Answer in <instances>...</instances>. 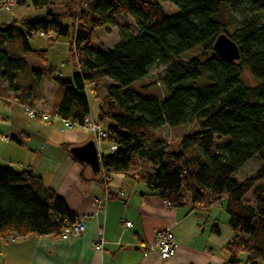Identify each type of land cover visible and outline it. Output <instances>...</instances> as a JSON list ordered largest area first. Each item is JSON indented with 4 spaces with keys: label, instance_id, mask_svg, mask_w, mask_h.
Here are the masks:
<instances>
[{
    "label": "trees",
    "instance_id": "obj_1",
    "mask_svg": "<svg viewBox=\"0 0 264 264\" xmlns=\"http://www.w3.org/2000/svg\"><path fill=\"white\" fill-rule=\"evenodd\" d=\"M70 3L31 0L42 15L0 26V81L15 89L28 69L27 55L46 61L45 50L30 47L36 34L69 39L77 64L70 79L54 77L50 69L32 74L36 81L46 74L61 91L55 114L79 122L90 112L85 86L112 83L104 96L95 97L97 120L118 145L113 154L101 156L99 181L101 172L126 174L138 158L151 165L141 176L146 188L172 209L203 205L209 210L224 198L233 233L225 264H264V0H90L74 16L68 14ZM163 3L176 13L166 16ZM129 16L137 34L120 30L112 50H90L97 29ZM221 34L238 47V61L225 63L214 53ZM192 50L199 54L181 59ZM155 62L171 63L161 78V100L145 98L132 86ZM244 70L252 85L244 83ZM191 121L198 128L181 136L177 151L156 132ZM218 139L226 140L219 149ZM253 158L260 166L238 182L235 174ZM36 181L28 170L0 168V239L57 237L66 222L77 219L53 192L40 197L33 189Z\"/></svg>",
    "mask_w": 264,
    "mask_h": 264
},
{
    "label": "crops",
    "instance_id": "obj_2",
    "mask_svg": "<svg viewBox=\"0 0 264 264\" xmlns=\"http://www.w3.org/2000/svg\"><path fill=\"white\" fill-rule=\"evenodd\" d=\"M38 16L29 8L16 9L10 17L0 16V26ZM48 41L54 43L57 39ZM57 43L64 46V42ZM40 62L18 76L15 89L0 81V168L17 173L28 169L37 180L34 191L42 198L49 192L61 198L77 219L84 220L85 232L70 241H61L58 236L12 234L0 239V264H225V248L233 236L228 242L221 240L218 225L229 223L224 198L209 210L200 205L172 209L148 191L141 176L151 172V165L138 158L126 174L111 173L105 186L96 169L74 161L70 154L71 149L92 142L90 134L82 139L57 121L30 119L23 112L27 105L55 114L61 99V91L46 74L36 81L32 71L45 73L50 69L54 77L64 78L69 74V65L57 69L49 65L47 56L45 62ZM75 73L76 70L65 79ZM105 194L106 203L99 209L95 200ZM123 223H131V227ZM163 231L170 232L174 242V253L168 260L162 259L154 246L156 234ZM11 237L13 242L9 241ZM100 237L104 244L97 252L93 243Z\"/></svg>",
    "mask_w": 264,
    "mask_h": 264
},
{
    "label": "rangeland",
    "instance_id": "obj_3",
    "mask_svg": "<svg viewBox=\"0 0 264 264\" xmlns=\"http://www.w3.org/2000/svg\"><path fill=\"white\" fill-rule=\"evenodd\" d=\"M69 0H59V3L66 2L68 4ZM150 2L154 0H148ZM87 2L89 0H71V3L69 4L68 8V14L71 15H76L80 12L78 9L80 6L82 7L81 9H84L87 5ZM164 14L166 16H170L174 13H176L177 9L173 5H170L168 3H163L162 4ZM26 8H29L30 11H33L34 14L41 15L43 12H37L31 4V0H25V4L21 5H14L11 10H5L0 8V16H8L12 15L16 9H22L23 11L26 10ZM61 9L60 12L64 13L63 8ZM70 17H66L63 19L64 25H68L70 23ZM128 30L132 34H137V30L134 25V20L132 17H126V18H120L116 17L113 20V23L111 25H108L104 28L97 29L94 32L93 35V42L90 45V50L93 53H96L100 50L102 51H110L114 48V46L117 44L119 41V33L120 30ZM234 30V27H230V31L232 32ZM46 37H40L38 35H35L34 37L29 39V44L33 48H37L39 50H46L47 51V61L49 62V65L54 66L57 69H61L63 66L69 65V74L65 75L70 76L75 70L77 71V64L75 59H73L69 53V44L70 40L66 38H58L57 42H64V46H61L60 44H54L52 42L48 41ZM51 43V44H50ZM47 44L49 46H47ZM61 54H58V53ZM199 54V50H192L185 52L181 59L182 60H188L194 56H197ZM61 56V60H63V65L60 63L61 60H59V56ZM26 63L28 66H34V65H41L40 60H37L33 58L31 55H27L25 57ZM61 64V65H60ZM171 63L167 64H162L159 62H155L149 69L147 76L134 83L132 86L133 88L139 92V94L145 98H151V99H157L161 100L165 96V89L163 87L161 78L163 77L165 71L167 70L168 66ZM56 70V69H55ZM58 74V73H57ZM50 80V79H49ZM243 81L247 85H252L254 82L248 75V71L244 70L243 73ZM111 82L108 80H104L102 82L97 83V86L95 90H88L87 97L89 100V104L91 107V110L94 112L96 110V102L97 100L95 99V95L97 94L99 97L104 96V94L107 92V89L109 86H111ZM147 86V88H145ZM144 87V88H142ZM30 107V106H29ZM34 108V107H33ZM45 112V111H43ZM49 113V111L47 112ZM198 128V125L195 121H191L190 123L180 126L177 128H168V127H161L157 130V134L167 141L169 144L168 149L171 151H177L179 149V140L181 136H183L185 133L196 130ZM71 133H76V136L79 138L85 139L86 137H89L88 132H84L80 128H75L71 130H66ZM91 135V134H90ZM226 140L225 139H218L215 142V146L219 149L224 146ZM103 148L107 147V143H103ZM101 156H103L101 154ZM260 166V161L257 158H253L250 161H248L242 168L235 174L234 178L238 182H243L246 178H249L254 174V172L258 169ZM220 231H221V240H227V242L231 239L232 232L227 224L224 225V223H220L219 225ZM243 258V256L241 257Z\"/></svg>",
    "mask_w": 264,
    "mask_h": 264
},
{
    "label": "built area",
    "instance_id": "obj_4",
    "mask_svg": "<svg viewBox=\"0 0 264 264\" xmlns=\"http://www.w3.org/2000/svg\"><path fill=\"white\" fill-rule=\"evenodd\" d=\"M19 3H21V0H4L0 3V8L5 9V10H10L12 6L18 5ZM36 35L40 37H46V38L50 37V35L47 36L43 33H38ZM96 86H97L96 83H91L85 86V93L87 94L89 89L92 90L93 88H96ZM97 104H98V101L96 102V109H97ZM23 112L30 119H39L46 123L57 121L65 129H74V128L85 129L91 134L92 142L95 145L97 155L100 159H101V154L111 155L118 149V145L114 143L113 141L109 140V134L106 132V130L97 120L96 110L93 112L91 110V107H90V112L83 118L81 122L74 120L72 118H63L57 114H51V113H46L40 110H36L27 105L23 106ZM3 140L5 142L9 141L7 137H3ZM103 143H107V147L103 148L102 146ZM24 170L27 171L28 169H24ZM101 181L105 186H107L109 184L110 177L106 176L105 174L101 172ZM106 200H107V195L105 194L102 199L95 200V204L96 206L99 207V209H103V206L106 203ZM199 207L203 208V205H200ZM123 224H124V227L126 228L131 227V223H123ZM84 232H85L84 220L76 219L73 223H67V222L65 223L64 227L60 231L58 239L61 241L74 240V239L80 238ZM9 241L13 242L14 239L11 237ZM103 244H104L103 240L100 237L98 241L93 243L94 250L97 252L102 251ZM154 246L157 248L159 255L162 259H165V260L170 259L174 253V242H173L172 234L167 231L157 233L155 236V240H154Z\"/></svg>",
    "mask_w": 264,
    "mask_h": 264
},
{
    "label": "water",
    "instance_id": "obj_5",
    "mask_svg": "<svg viewBox=\"0 0 264 264\" xmlns=\"http://www.w3.org/2000/svg\"><path fill=\"white\" fill-rule=\"evenodd\" d=\"M212 48L214 53L225 63H232L240 59L238 47L225 34H221L215 39ZM70 154L80 163L99 170L100 158L93 142L71 149Z\"/></svg>",
    "mask_w": 264,
    "mask_h": 264
}]
</instances>
